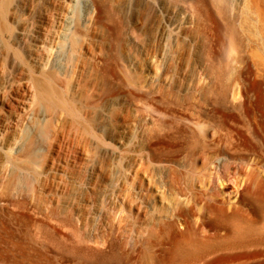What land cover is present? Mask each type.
<instances>
[{"label": "rangeland", "instance_id": "374dc122", "mask_svg": "<svg viewBox=\"0 0 264 264\" xmlns=\"http://www.w3.org/2000/svg\"><path fill=\"white\" fill-rule=\"evenodd\" d=\"M245 1L0 0V264H95L81 243L107 236L127 258L161 205L138 107L264 101V2Z\"/></svg>", "mask_w": 264, "mask_h": 264}, {"label": "bare ground", "instance_id": "6f19581e", "mask_svg": "<svg viewBox=\"0 0 264 264\" xmlns=\"http://www.w3.org/2000/svg\"><path fill=\"white\" fill-rule=\"evenodd\" d=\"M245 2L262 15L264 0ZM213 4L224 15L221 3ZM224 28L229 49L235 31L228 22ZM204 95L202 103L163 100L138 107L161 205L131 234L127 258L116 253L118 264H264V101H230V91L220 86ZM110 238H90L92 244L86 238L78 252L89 262L108 264L110 254L107 259L103 252L117 247Z\"/></svg>", "mask_w": 264, "mask_h": 264}]
</instances>
